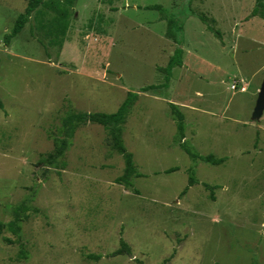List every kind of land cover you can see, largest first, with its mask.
<instances>
[{
    "label": "rangeland",
    "instance_id": "obj_1",
    "mask_svg": "<svg viewBox=\"0 0 264 264\" xmlns=\"http://www.w3.org/2000/svg\"><path fill=\"white\" fill-rule=\"evenodd\" d=\"M2 2L0 264H264L257 1L72 0L65 37L51 31L55 12L39 6L9 45L27 0ZM179 45L169 87L140 92L165 83ZM129 92L139 98L122 136L142 174L131 186L117 181L125 162L105 126L79 127L51 157L71 112H115ZM170 103L184 114V138ZM184 141L225 161H195ZM192 168L198 182L183 194ZM123 239L129 253L111 256Z\"/></svg>",
    "mask_w": 264,
    "mask_h": 264
},
{
    "label": "trees",
    "instance_id": "obj_2",
    "mask_svg": "<svg viewBox=\"0 0 264 264\" xmlns=\"http://www.w3.org/2000/svg\"><path fill=\"white\" fill-rule=\"evenodd\" d=\"M257 5L259 8H255L254 13L260 14L262 18H264V0H256ZM39 6H43L46 8H49L53 12H55V16L52 17L50 20L51 26H52V33L55 34L56 37H65L67 35L68 29L70 27V9L69 7L72 6V0H65L64 2H61L60 0H27V6L25 8V11L21 13L15 22V25L10 33H8L5 36L4 43L6 45H9L11 40L16 37L24 28L26 23L29 21L31 15L36 11L38 12ZM145 9H158L161 10L162 6L160 5H148L145 6ZM203 21H206L204 17L201 18ZM169 25L171 27L177 26L178 30L181 28L179 26V23L173 19H169ZM213 30V29H212ZM169 33L172 34V29H169ZM183 48L181 45H179L173 56L170 58L168 65L164 68V71L166 73L165 76V83L160 85H149L146 87H143L140 92H148L150 90L158 89V88H168L170 84V78L172 75V70L175 66H182V55H183ZM1 62V58H0ZM139 98V92H129L126 99L123 101V103L120 105V107L117 109V111L112 113L107 112H76V113H70L65 119H64V134L65 136L63 138H59L57 141L56 149L53 154H51V157L56 158L59 156H63L67 147H68V139L72 138L74 136V133L76 130L88 123L93 124H99L102 126H105L109 129L110 139L112 142L113 147L116 149V151L121 154L124 158L125 162V168L124 173L121 177L117 179L119 183H124L126 186H131V178L132 177H140L142 174L137 171L134 160H133V154L129 152L125 146L124 140H123V125L126 123L127 117L131 111V108L134 106L135 102ZM172 112L174 114L175 120H177V133L180 136V138H184L185 134V122H184V114L178 110V106L174 103H170ZM0 108H3V103L0 100ZM183 150L190 155L192 159L195 161L200 159L205 162H209L211 164H222L225 159L224 158H214L212 155L202 156L195 152L190 146L187 145V142L184 141L182 144ZM176 170L175 168H171L167 170V172H172ZM191 174L189 177V184L187 188L182 192L183 194L186 193L187 189L193 185H195L198 180L195 176V171L192 168L190 170ZM206 187H210L208 184H204ZM8 226L14 231H19V225L16 221H12L8 224ZM4 227V223L0 222V233ZM130 249L128 247V244L125 242V240H121V248L114 251L111 256H118L122 254L129 253Z\"/></svg>",
    "mask_w": 264,
    "mask_h": 264
},
{
    "label": "water",
    "instance_id": "obj_3",
    "mask_svg": "<svg viewBox=\"0 0 264 264\" xmlns=\"http://www.w3.org/2000/svg\"><path fill=\"white\" fill-rule=\"evenodd\" d=\"M264 113V77L258 93L256 106L254 109L253 117L259 119ZM133 257V256H132Z\"/></svg>",
    "mask_w": 264,
    "mask_h": 264
},
{
    "label": "built area",
    "instance_id": "obj_4",
    "mask_svg": "<svg viewBox=\"0 0 264 264\" xmlns=\"http://www.w3.org/2000/svg\"><path fill=\"white\" fill-rule=\"evenodd\" d=\"M232 89H237L241 92H245L246 91V87H239L237 83H234L232 86H231Z\"/></svg>",
    "mask_w": 264,
    "mask_h": 264
},
{
    "label": "crops",
    "instance_id": "obj_5",
    "mask_svg": "<svg viewBox=\"0 0 264 264\" xmlns=\"http://www.w3.org/2000/svg\"><path fill=\"white\" fill-rule=\"evenodd\" d=\"M16 1H19V0H3L2 2V5H9V4H12L13 2L15 3Z\"/></svg>",
    "mask_w": 264,
    "mask_h": 264
}]
</instances>
